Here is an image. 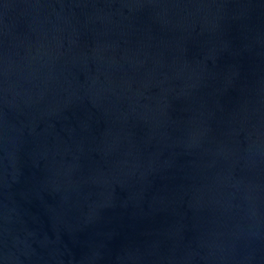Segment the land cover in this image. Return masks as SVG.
<instances>
[{"label": "water", "instance_id": "1", "mask_svg": "<svg viewBox=\"0 0 264 264\" xmlns=\"http://www.w3.org/2000/svg\"><path fill=\"white\" fill-rule=\"evenodd\" d=\"M0 264H264V0H0Z\"/></svg>", "mask_w": 264, "mask_h": 264}]
</instances>
